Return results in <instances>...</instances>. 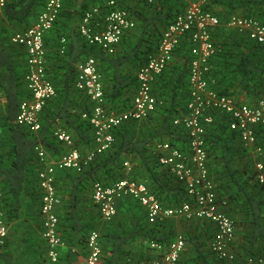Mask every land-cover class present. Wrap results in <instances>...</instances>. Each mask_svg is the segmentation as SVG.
Masks as SVG:
<instances>
[{
  "label": "trees",
  "instance_id": "1",
  "mask_svg": "<svg viewBox=\"0 0 264 264\" xmlns=\"http://www.w3.org/2000/svg\"><path fill=\"white\" fill-rule=\"evenodd\" d=\"M69 1L64 0L59 17L44 37L46 51L47 42L51 40L52 50L47 52V58L54 66L52 65L51 72L47 62V74L55 85L56 95L44 104L39 115L41 126L38 131L16 121L20 103L29 99L31 92L25 79L26 52L13 45L10 37L14 31L25 29L33 23L45 0H7L0 6V91L5 97V114L0 115V206L7 224L13 222L17 234L13 243L8 241V233L5 242L0 244L2 264H15L23 250L30 246L32 234L27 235L30 232L28 226L35 223L42 230L41 191L35 146L43 145L56 159L69 149H76L80 154L86 155L95 146L93 126L89 119L94 103L84 91L78 90L74 85L78 63L90 56L96 59L103 82V106L106 110L123 111L129 108L138 86V69L156 50L163 30L182 10L184 3V0H161L156 4H127L123 1L122 5L130 9L136 25L124 34L117 45L118 47L126 41L129 47H124L125 51L119 53H108L97 45L88 43L80 34L78 22L89 8V3L83 2L80 9L73 12L67 6ZM91 1L95 2L93 5L98 4V0ZM220 5L234 13L239 9L243 15L253 16L264 24V0H208L204 3V9L212 11L221 20L213 34L218 47L211 61L215 88L222 94L232 95L239 102L256 103L264 99V46L250 39L246 33L227 25L229 15L224 16L215 9ZM147 8H154L157 15H148ZM10 27H14L12 32ZM63 36L67 38L68 45L64 54L59 51ZM188 76V46L184 43L178 49L174 62L153 82L152 91L157 98L155 111L144 119L128 120L117 126L113 130V144L97 154L81 171L68 168L57 170L56 188L62 196V203L57 210L58 225L66 245L61 248L55 264H73L81 251L73 250L72 247L78 243L81 249H87L86 238L92 230L99 232L102 264H130L134 256L129 255L131 249L128 246L140 237L143 240L140 242L142 247L147 250H153L150 247L152 241L165 244L172 241V231L162 233L168 221L149 223L144 207L131 197L119 201L120 206H117V214L112 220H102L93 201V190L96 182L108 185L129 177L145 182L164 205H177L188 199L184 185L155 156L156 144L161 141L167 140L181 149L187 148L186 129L175 125L174 119L186 112ZM216 112L212 123L206 126L205 133L210 174L221 201L224 200L218 179L222 171L227 175L225 182L234 184L238 190H245V201L254 225V240L264 236V225L261 223V218L264 217V200L245 189L241 181L243 176L237 177L231 164L232 158H228L229 148L234 143L239 144L243 154H248L251 149L243 144L238 132L230 128L228 115ZM85 113L87 117H83ZM59 128L71 135V145H66L54 135V131ZM256 132L260 143L264 145V127L258 126ZM217 152L221 154L218 155ZM224 157L228 159L219 161ZM125 161L130 162L129 171L124 166ZM248 164L254 167V160L251 159ZM254 174L253 170L251 175L255 178ZM256 184L264 189L257 181ZM235 197L232 193V198ZM123 203L125 214L119 212ZM225 212L230 215L226 210ZM99 223H103L102 228L98 226ZM213 235L214 233L211 238ZM185 238L200 250L197 235ZM35 243L40 248L44 245L47 248L44 238ZM262 250L264 247L243 252L236 264H245L247 256L259 254ZM44 260L42 251L36 264ZM227 262L226 259L219 258V261L210 264H233ZM181 263L184 264L182 258Z\"/></svg>",
  "mask_w": 264,
  "mask_h": 264
},
{
  "label": "built area",
  "instance_id": "2",
  "mask_svg": "<svg viewBox=\"0 0 264 264\" xmlns=\"http://www.w3.org/2000/svg\"><path fill=\"white\" fill-rule=\"evenodd\" d=\"M7 0H0L3 6ZM123 1L156 4L161 0H106V10L92 6L84 11L79 25L82 37L90 44L97 45L108 53H114L124 34L135 27L136 20ZM64 0H45L41 11L33 23L25 29L12 33L10 41L26 52L27 71L25 79L31 97L20 103L16 121L33 131L40 129L39 115L47 100L56 95V88L47 74V51L44 37L52 29L63 9ZM102 15V23L96 17ZM221 23L220 17L204 9V3L186 1L182 10L163 30L156 50L137 71V90L132 104L123 111L106 110L103 106L104 90L101 73L93 56L77 65L74 85L84 91L94 103L89 116L94 131L95 146L86 155L76 149L61 153L50 160L46 148L38 144L34 150L38 160L37 177L41 191L42 236L46 241V257L40 264H55L65 241L59 231L58 207L62 196L56 188L58 169L81 171L97 154L108 149L114 142L113 130L128 120H141L155 111L157 98L152 91L155 78L175 59L178 49L188 46L189 96L186 112L174 119L175 125L186 129L188 145L186 149L161 141L156 144L155 156L158 162L184 185L187 200L177 205H164L145 182L124 177L112 184L96 182L93 201L103 220H112L117 214V203L125 197L137 200L145 209L149 223L162 222L177 216L185 219H206L215 224L211 238V248L218 258L232 260L235 252L231 243L235 234V221L224 210V201L219 199L216 184L210 174L208 150L206 148V126L212 123L214 112H223L229 117V126L238 132L243 144L253 150L257 158L254 175L259 185L264 186V145L260 143L256 128L264 127V99L256 103H239L229 94H222L215 88L212 76V59L218 47L213 34ZM227 25L244 32L248 37L264 46V24L252 16H233ZM68 50L67 38L60 40V53ZM4 96L0 93V106ZM216 112V113H217ZM87 117V114H83ZM54 135L65 144H72L71 135L63 129H56ZM124 166L130 170V162ZM1 198V193H0ZM9 226L0 206V244L5 242ZM186 238L176 235L168 244L152 241L150 247L160 254L151 261L130 260V264H182L181 255ZM86 264H102V247L99 232L92 230L86 238ZM245 264H264V250L249 255Z\"/></svg>",
  "mask_w": 264,
  "mask_h": 264
},
{
  "label": "crops",
  "instance_id": "3",
  "mask_svg": "<svg viewBox=\"0 0 264 264\" xmlns=\"http://www.w3.org/2000/svg\"><path fill=\"white\" fill-rule=\"evenodd\" d=\"M88 2L89 3V8L96 5L99 6L102 10H106V0H98V4H92L95 2H92L91 0H70L68 2L69 8L72 9L73 12H76L78 8L83 5V2ZM186 1L190 2H198V3H205L208 0H184L183 5L185 4ZM105 2V3H104ZM127 4H134L135 2L133 1H126ZM104 4V6H102ZM91 5V6H90ZM136 6V5H135ZM134 6V8H135ZM138 7V6H137ZM136 7V8H137ZM88 8V9H89ZM139 8V7H138ZM166 8V7H165ZM219 11L220 14L229 15L227 18H231L233 16H247L243 15L242 11H235V13L232 10L224 9V6L220 5L219 7H215ZM147 14L150 16H156L158 12L154 8H147L146 10ZM233 12V14H231ZM231 14V15H230ZM83 16V15H82ZM82 16L79 19V25L82 20ZM253 17V16H252ZM229 18V19H230ZM96 23L101 24L102 23V15H98L96 17ZM231 27V26H230ZM236 29V28H235ZM238 30V29H237ZM239 31V30H238ZM51 40L47 42V52L52 50L51 46ZM124 47L128 48V44L123 42L120 44L116 51L117 53L125 51ZM47 60V59H46ZM174 62V61H173ZM172 62V63H173ZM1 93V91H0ZM2 94V93H1ZM3 95V94H2ZM4 96V95H3ZM237 101V100H236ZM239 102V101H237ZM241 103V102H239ZM246 104V103H245ZM5 97H4V102L2 103L1 106L3 108L0 109V115L5 114ZM145 134V133H143ZM159 143V142H158ZM233 147L229 148V157L231 159V164L235 168V174L237 177L243 176L242 184L244 185L245 189L253 193L258 199L264 200V189L259 187L256 184L255 178L252 177L251 173L254 170V167L249 166V162L252 160H255L257 158L256 154L254 153L253 150H249L250 152L248 154H243L239 148V144L237 145L236 143L233 144ZM231 150V151H230ZM49 153V152H48ZM218 155L221 154L217 152ZM49 158L50 160H55L56 158L52 156L49 153ZM227 157L225 158H220L219 161L223 159H228ZM221 164V162H218ZM224 163V161H223ZM223 166L222 169L223 170ZM251 172V173H250ZM249 173V174H247ZM227 180V175L225 171L221 172V176L218 179V182L221 185V191L223 195L221 197L224 200V209L233 217L235 221V234H234V239L232 240L231 243V250L233 252H236L235 259L232 260H226L228 261L227 263H232L236 264L237 259L241 257V254L247 250H255V249H260L264 247V236L258 237L254 240H252V234H253V229L254 225L252 222V214L249 208L247 207L246 204V199L244 195V191L242 189H237V187L230 183V182H225ZM217 182V181H216ZM224 186V187H223ZM232 193L236 197L233 199L232 198ZM122 200V199H121ZM119 200V201H121ZM118 201V202H119ZM264 202V201H263ZM120 203H117V206H120ZM263 204V203H262ZM264 207V204H263ZM117 207V211H118ZM95 210V209H94ZM121 211V214H125V206L124 203L121 205L119 212ZM103 220V219H102ZM166 226L163 227L162 233H166L169 231H172L173 234H170L171 236L175 237L176 235L182 234L187 236V238L190 239V236L197 235L198 236V242L200 244V250L196 248V245L194 243L192 244L190 240L186 241L185 249L181 255V258L184 262V264H210L211 262H217L219 261V258L215 254V252L211 248V236L215 232V224L209 220L206 219H198V218H193V219H185L182 217H171L170 219L167 220ZM261 223L264 225V217L261 218ZM12 225L14 223L12 222ZM12 225L9 227V242L10 244L13 243L14 239H16V230ZM9 226V225H8ZM31 226V227H30ZM28 226L29 231L27 232V235L29 233L32 234V243L30 246L26 247L27 249L23 250L24 252L21 253L19 258L17 259L15 264H36L37 259L39 258V253H42L46 257V245H44L42 248L38 247V245L35 243V241L39 239H43L42 237V230L41 228L37 227L35 223L32 225ZM99 227L103 226V223H99ZM102 228V227H101ZM40 237V238H39ZM142 238H138L136 241H133L131 244H129L128 248L131 249V253L129 255L134 256L133 260H136L137 258L141 259L140 261L146 260L150 261L154 258L159 257V253H157L155 250L151 249H145V247H142L140 242H142ZM251 241H253V244H251ZM65 247V246H64ZM73 250H79L81 253L78 254V256L74 259L73 264H86L87 262V249L86 247L80 248L79 244H75L72 247ZM238 251H234V250ZM41 250V252H40ZM150 259V260H148ZM0 264L2 262L0 261Z\"/></svg>",
  "mask_w": 264,
  "mask_h": 264
},
{
  "label": "rangeland",
  "instance_id": "4",
  "mask_svg": "<svg viewBox=\"0 0 264 264\" xmlns=\"http://www.w3.org/2000/svg\"><path fill=\"white\" fill-rule=\"evenodd\" d=\"M78 9H80V7L78 8ZM14 30V27H10V31L12 32ZM64 59L66 58V57H63ZM47 62H48V68L50 69V71L52 72L53 71V67H52V65L54 66V64H51L52 62H51V60H48V58H47ZM241 103H246V102H243V101H240ZM12 225V222L10 223L9 222V227ZM12 227H14V225H12ZM185 236V235H184ZM234 251H238V250H234ZM235 254H236V252H235Z\"/></svg>",
  "mask_w": 264,
  "mask_h": 264
}]
</instances>
